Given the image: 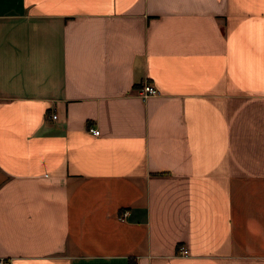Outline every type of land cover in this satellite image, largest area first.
Returning <instances> with one entry per match:
<instances>
[{"label": "crops", "instance_id": "1", "mask_svg": "<svg viewBox=\"0 0 264 264\" xmlns=\"http://www.w3.org/2000/svg\"><path fill=\"white\" fill-rule=\"evenodd\" d=\"M1 258L264 264V0H0Z\"/></svg>", "mask_w": 264, "mask_h": 264}, {"label": "built area", "instance_id": "2", "mask_svg": "<svg viewBox=\"0 0 264 264\" xmlns=\"http://www.w3.org/2000/svg\"><path fill=\"white\" fill-rule=\"evenodd\" d=\"M158 92H159L158 88L153 83H150V82H145L141 87H139V93H141V95L144 97H146L148 95L156 94ZM52 117L56 118L57 115L53 114ZM89 130L95 135L100 134V129L96 126H90ZM127 214H128L127 211L122 212V216H125ZM179 251L181 254H189L188 248L185 247L184 245H180ZM0 264H9V261L1 258Z\"/></svg>", "mask_w": 264, "mask_h": 264}]
</instances>
